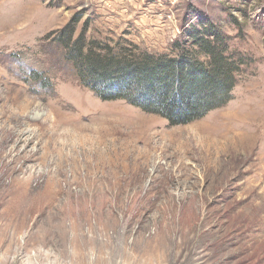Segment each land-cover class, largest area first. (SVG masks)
<instances>
[{
	"label": "rangeland",
	"instance_id": "1",
	"mask_svg": "<svg viewBox=\"0 0 264 264\" xmlns=\"http://www.w3.org/2000/svg\"><path fill=\"white\" fill-rule=\"evenodd\" d=\"M75 18L154 58L212 25L231 99L177 126L102 100L56 40ZM0 264H264V0H0Z\"/></svg>",
	"mask_w": 264,
	"mask_h": 264
},
{
	"label": "trees",
	"instance_id": "2",
	"mask_svg": "<svg viewBox=\"0 0 264 264\" xmlns=\"http://www.w3.org/2000/svg\"><path fill=\"white\" fill-rule=\"evenodd\" d=\"M76 22L75 18L66 25L56 40L68 48L84 87L102 100H125L177 126L193 122L231 99L235 63L216 44L220 38L212 35V25L202 33L192 29L175 41L174 57L154 58L120 56L110 47L99 46L107 52L102 55L96 43H90L87 49L82 35L72 41ZM202 56L208 58V63L202 61Z\"/></svg>",
	"mask_w": 264,
	"mask_h": 264
},
{
	"label": "bare ground",
	"instance_id": "3",
	"mask_svg": "<svg viewBox=\"0 0 264 264\" xmlns=\"http://www.w3.org/2000/svg\"><path fill=\"white\" fill-rule=\"evenodd\" d=\"M54 109V108H53ZM58 109V108H57ZM93 110V109H92ZM56 114V113H55ZM59 115V114H58ZM68 116V115H67ZM84 115L83 114H81V116H79L81 119H83L84 117H83ZM90 115H87L86 117H85V119L87 118V117H89ZM232 119V118H231ZM101 123H102V121H101ZM93 126H95V125H93ZM107 127V126H106ZM124 127V126H123ZM113 128V127H112ZM229 129V128H228ZM65 130V129H64ZM70 132V131H69ZM186 135V134H185ZM126 136V135H125ZM86 137V136H85ZM103 137V136H102ZM112 138V137H111ZM114 138V137H113ZM140 140V139H139ZM150 143V142H149ZM169 146V145H168ZM135 150V149H134Z\"/></svg>",
	"mask_w": 264,
	"mask_h": 264
}]
</instances>
